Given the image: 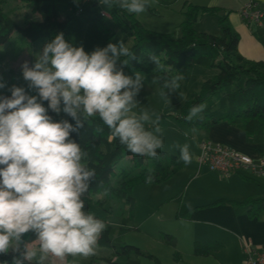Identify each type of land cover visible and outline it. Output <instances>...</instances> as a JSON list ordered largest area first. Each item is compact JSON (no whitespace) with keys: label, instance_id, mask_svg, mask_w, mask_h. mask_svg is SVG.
Returning <instances> with one entry per match:
<instances>
[{"label":"clouds","instance_id":"9594fccd","mask_svg":"<svg viewBox=\"0 0 264 264\" xmlns=\"http://www.w3.org/2000/svg\"><path fill=\"white\" fill-rule=\"evenodd\" d=\"M99 3L109 11L118 7L137 16L151 7L150 0ZM135 58L123 39L119 45L109 43L87 53L83 46L66 41L61 32L43 47L34 63L21 65L27 89L13 85L8 89L10 96H0V256L11 254V264L34 260L44 264L50 257L65 261L97 254L107 226L85 211L83 199L96 172L88 167V152L72 138L85 123L91 125L98 117L109 130V141L118 139L133 155L155 159L164 147L160 117L146 109L139 114L134 111L146 79L140 71L134 78L125 74L124 67ZM150 59L155 70L164 69L159 57ZM183 78L165 80L163 89L176 92ZM6 87L0 79V90ZM163 89L160 96L167 102ZM179 96L183 99L184 93ZM205 108L204 104L193 106L185 119L191 121ZM50 111L66 114L75 124L67 119L57 122ZM176 147L179 159L191 164L189 145ZM153 182L149 170L146 183ZM28 234L35 239L25 240Z\"/></svg>","mask_w":264,"mask_h":264},{"label":"trees","instance_id":"16d2710c","mask_svg":"<svg viewBox=\"0 0 264 264\" xmlns=\"http://www.w3.org/2000/svg\"><path fill=\"white\" fill-rule=\"evenodd\" d=\"M25 3L31 8L33 13L39 15V21L25 20L23 25H18L9 15H7L2 5L6 0H0V45L6 43L13 32H17L23 38L35 42L40 39L48 38L50 42L54 37L63 32L66 35L68 25L75 16L72 12L82 6V3H71L63 0H13ZM172 1V0H163ZM64 5L70 14L62 16L59 7ZM101 6L97 3L87 5L84 13L79 15L94 21L100 26H104L105 18L100 17L98 10ZM104 10L110 15V19L115 27L125 31L133 40L131 50L135 54V59L129 60V65L124 67L126 73H135L149 75L158 86L163 89L165 80H171L177 75H185L192 66L204 68H215L217 74L201 85L200 91L191 96L184 102L179 112L175 115L176 119L182 124L187 125L191 130H207L214 125L226 123L241 130L246 137L261 136L264 132V61H252L244 58L238 52L239 35L232 28L227 14H220L221 7H203L185 2L183 12L184 20L179 25V32L158 33L146 30L136 19V14H130L127 11L114 7ZM209 15L216 18L221 28L222 36L197 32L194 25L204 16ZM264 20V19H263ZM262 27L249 25L253 34L264 48V36L260 31ZM260 28V29H259ZM179 33V34H178ZM155 55L159 57L163 70H155L156 65L150 57ZM147 56L148 58H144ZM128 59L121 57V60ZM168 94L169 99H174L179 95L163 89ZM11 93H1L0 96H10ZM206 105L202 113H197L191 121L185 119L193 106ZM47 107V102H45ZM51 116L55 113L50 111ZM202 117V118H201ZM70 123L75 124L71 117L67 116ZM102 128V131H97ZM151 130V129H149ZM109 130L97 117L89 125L85 123L84 127L78 133H73L72 138L81 145L83 151L89 154V169H95L96 175L90 181L89 192L93 194H104L106 199L99 204L104 210L110 212V202L108 197L113 195L119 200L125 202L130 210L127 218L122 219V226H126L132 214L135 200L132 197V189L135 185L146 183V177L149 170L143 168L134 175L128 174L125 170L119 172L120 181L116 187L110 183V177L115 174V169L124 158H129L135 167H143L145 163L144 156L133 155L127 151L126 147L119 143L118 139L109 141ZM152 161L151 172L154 176L153 184H158L170 179L175 173L183 168V162L174 155H168L163 150H158L157 158ZM243 176V175H242ZM261 186L253 178H247ZM84 199V198H83ZM85 200V211L89 212L88 203ZM234 205L236 207H249V215H258L264 210V197L249 198L242 203L233 202L227 199H218L203 207H213L217 205ZM201 207V208H203ZM194 209H180L177 217L184 218ZM102 221V220H101ZM105 224L106 222L103 221ZM106 230L102 233L99 240V247H107L111 250L108 256L97 259L89 258L86 264H92L94 260L102 261L105 264H140L137 257L144 254L136 247L129 246L123 242L118 235V229L106 224ZM34 234H28L25 240H34ZM170 240V236H166ZM222 248L218 241L201 244L195 242L193 253L196 256H207L217 252ZM131 252L136 258L131 257ZM156 264L158 261L151 255ZM11 254L9 256H0V261L8 260L11 264ZM124 258L121 262L118 259ZM67 260H71L68 257ZM25 264H36V261L25 262Z\"/></svg>","mask_w":264,"mask_h":264},{"label":"rangeland","instance_id":"374dc122","mask_svg":"<svg viewBox=\"0 0 264 264\" xmlns=\"http://www.w3.org/2000/svg\"><path fill=\"white\" fill-rule=\"evenodd\" d=\"M63 1L77 4L83 2V0ZM186 1L174 0L169 4L163 0H150L151 7L146 13L136 15V19L144 29L149 31L166 34L172 31L179 32V25L184 20L183 12ZM2 7L4 12L20 26L24 24L25 20H40L39 15L33 13L25 3L6 0ZM59 9L62 16L70 14L69 9L64 5H61ZM90 19L88 21L82 16H73L66 30V35H64L66 41L76 47L83 46L87 53H92L97 47L106 48L109 43L119 45L121 39L131 49L132 38L125 31L115 27L111 19H105L104 26H100L98 22L94 21L92 15ZM199 21L194 25L197 32L222 36L221 28L215 17L206 15L201 22ZM49 42L50 39L48 38L31 42L17 32H13L9 40L0 45V79L7 85L5 89L0 90V94L9 93L8 89L13 85L27 89V83L22 76L21 65L25 61L30 64L34 63L37 55ZM217 72L215 68L190 67L187 73L183 75L184 78L179 81L181 85L179 93L183 92L184 98L181 99L178 95L167 102L161 98L160 90L153 82L154 80L149 75L144 74L146 79L143 81L140 93L135 98L140 105L134 111L139 114L141 109H146L150 114L155 113L160 117L164 141V147L160 150L179 158L180 150L176 145L188 144L192 156L197 153V149H195V144L198 142L196 133L177 120L175 115L185 101L190 99L192 95L199 93L202 83L213 78ZM130 76L134 78V75L130 74ZM31 94L34 95L35 93ZM52 117L59 122L64 120L67 115L61 113L60 115L54 114ZM152 118L155 119L156 117L152 116ZM146 127L148 126L146 125ZM152 167L150 157H145L144 166L140 168L135 167L129 158H124L116 167L115 174L110 177V183L114 187L118 185L120 181L119 172L122 169L128 174L134 175L143 168L151 170ZM250 178L255 179L254 177ZM227 180V178H220L218 174L209 171L206 167H199L193 159L189 165L183 162V168L170 179L158 184L144 183L133 187L131 195L135 204L131 219L126 226H122V219L127 218L130 208L125 202L113 195L109 196L110 212H107L99 204L106 199L104 194L89 192L83 198L86 199L89 212L92 215L117 228L118 235L122 237L125 244L138 248L144 254V256L137 257L140 264H156L147 255L153 256L159 264H195L193 262V243L196 237L194 236L193 224L177 217V213L181 208L187 209L189 205L196 204L197 198L214 194V189H217L220 183ZM166 236H170L171 239L167 240ZM110 253L109 248L98 247L95 256L105 257ZM130 255L136 258L132 252ZM87 260L78 257L74 264H86ZM118 260L123 262L124 258ZM232 261L234 262L227 263L238 264L235 262L237 261L236 258ZM92 264L105 263L94 260Z\"/></svg>","mask_w":264,"mask_h":264},{"label":"crops","instance_id":"0c3cea01","mask_svg":"<svg viewBox=\"0 0 264 264\" xmlns=\"http://www.w3.org/2000/svg\"><path fill=\"white\" fill-rule=\"evenodd\" d=\"M173 1H166V3L170 4ZM249 1L264 3V0H187L188 3L196 6L221 7L220 14L228 15L232 28L239 35V54L248 60L264 61V48L253 34L252 29L242 21L239 15L240 10ZM260 31L263 33L262 29ZM200 33L208 34L207 32ZM125 74L134 75V73L126 72ZM193 132L196 133L198 138V142L195 144L197 153L193 155L195 163H197V156L199 155V144L206 140L230 147L253 158L264 155V132L261 136L246 137L241 130L226 123L214 125L207 130H195ZM254 178L256 182L264 185V176ZM227 179V181L220 183L217 189H214V194L200 199L197 198L196 204L187 206V209L194 210L183 219L193 224L195 242L207 244L218 241L222 244L219 251L207 256H196L193 253L195 264H228L227 262H234L232 259L235 258L237 260L235 262L243 264L242 243L246 242L254 247H264V210L258 215L250 216L249 207L244 206L236 207L224 204L203 207L218 199L242 203L249 198L264 197L263 188L255 182L243 178L242 175H233ZM99 257L102 256H92L90 258L97 259ZM76 260H78V257H75V259L71 257V262L67 259L59 261L50 257L44 264H74Z\"/></svg>","mask_w":264,"mask_h":264},{"label":"built area","instance_id":"2783aa9c","mask_svg":"<svg viewBox=\"0 0 264 264\" xmlns=\"http://www.w3.org/2000/svg\"><path fill=\"white\" fill-rule=\"evenodd\" d=\"M93 3L101 6L99 0H83L80 8L75 12L71 10L69 12L75 16L82 15L85 7ZM98 13L102 18H111L103 6L99 8ZM239 15L248 26L256 25L257 27H262L264 3L249 1L240 10ZM197 163L200 167H206L209 171L218 174L220 178H229L233 175L247 177L264 176V155L253 158L235 149L208 140L202 141L199 144ZM241 248L245 255L243 264H264V247H254L244 242Z\"/></svg>","mask_w":264,"mask_h":264}]
</instances>
